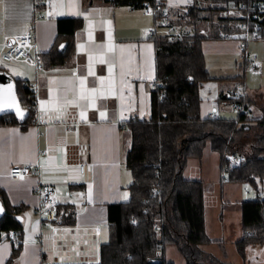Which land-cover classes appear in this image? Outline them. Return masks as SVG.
<instances>
[{"label": "crops", "instance_id": "1", "mask_svg": "<svg viewBox=\"0 0 264 264\" xmlns=\"http://www.w3.org/2000/svg\"><path fill=\"white\" fill-rule=\"evenodd\" d=\"M163 1L174 17L194 3ZM42 11L46 17L35 19L33 0H0V67L9 65L11 79H21L36 91L37 108L26 130L0 126V187L13 205L26 207L22 252L12 264H99L101 245L110 240L108 205L130 199L133 179L126 160L132 133L128 124L151 118L156 46L147 29L156 27V15L146 8L115 5L109 0H47ZM61 18L82 21L69 63L36 68L25 61L2 59L7 40L30 30L35 31L36 51L43 57L55 43ZM156 31L155 35L164 36L168 32L166 28ZM227 40L204 41L205 58L212 53L242 54L240 39ZM219 81L201 87L203 118L212 112L222 117ZM246 87L238 84L223 93L241 91L248 96ZM216 158L218 164L210 178H205L203 159L188 160L182 172L187 180L205 183V225L213 243L201 250L231 264H264V246H249L246 260L236 246L243 236L241 203L259 197L264 200V181L260 196L249 185H223L226 179L221 178L218 154ZM16 165H40L41 174L16 180L10 174ZM80 165H86V173L80 172ZM45 184L54 185L58 206L72 207V223L47 222L40 217L37 189ZM208 193L212 196L210 215ZM13 250L9 240L0 242V264L8 263ZM164 253L167 261L179 263L181 256L175 249L167 253L166 248Z\"/></svg>", "mask_w": 264, "mask_h": 264}, {"label": "trees", "instance_id": "2", "mask_svg": "<svg viewBox=\"0 0 264 264\" xmlns=\"http://www.w3.org/2000/svg\"><path fill=\"white\" fill-rule=\"evenodd\" d=\"M109 1L140 8L150 4L157 21L166 8L163 0ZM231 9L238 10L239 14L225 15ZM255 14L257 19L253 18ZM168 25L177 27L181 35L174 39L168 35L154 36L157 85L152 90L151 118L131 120L128 124L132 133L126 160L133 179L130 199L108 205L110 240L101 245L99 264H174L165 258L169 245H175L188 264H231L201 250L213 243L205 225V183L182 176L188 160H202L208 146L219 155L226 182L249 185L257 196L261 194L264 116L248 117L252 101L246 95L236 97L233 92L220 94L219 103L229 101L238 106L235 119L203 118L200 90L211 80L245 83V78L239 75L213 78L202 43L239 37L245 31L243 25L249 33L257 31L264 41V0H194L179 15L169 14ZM81 27L80 19H58L55 43L42 57L45 67L62 66L71 61L75 33ZM6 73L0 68V75ZM12 83L25 114L0 113V126L26 130L35 118L36 96L23 80L12 79ZM255 129L258 131L253 135ZM234 159L238 164L233 163ZM0 199L4 207L0 217V242L8 240L6 234L10 230H16L21 241L7 263L12 264L22 252L24 225L18 217L23 216L26 207L13 205L1 187ZM71 208L57 206L54 220L72 223ZM68 211L70 215H65ZM62 214L65 216L60 218ZM241 214L243 236L236 246L246 260L249 246H264V200L259 197L242 202Z\"/></svg>", "mask_w": 264, "mask_h": 264}, {"label": "rangeland", "instance_id": "3", "mask_svg": "<svg viewBox=\"0 0 264 264\" xmlns=\"http://www.w3.org/2000/svg\"><path fill=\"white\" fill-rule=\"evenodd\" d=\"M179 30V29H178ZM180 31V30H179ZM232 40H227L228 42L234 43L237 42L239 39L238 37H232ZM219 40V41H223ZM230 49H232V46H230ZM232 51V50H231ZM238 54V53H237ZM237 54H234L233 52H230V54H217L212 53L209 54L208 57H206V64L207 68L209 70V73L212 77L216 78H227V77H234V76H243L245 78V85L246 87V93L251 98L252 105L250 106V118H261L264 116V41L263 40H252L248 42L247 44V52L244 54H240L237 56ZM244 59H247L244 61ZM1 69L5 70L7 72L6 79L8 83H11V78L9 77V74L11 75L10 66H2ZM9 73V74H8ZM235 88L236 84L233 83V81L230 80H222L218 82L219 91L218 92H228V90H231L232 88ZM237 108L234 107L233 104H231L229 101H222L220 103V113L221 116L228 119H235L238 115ZM23 110L18 102L15 103L13 111L23 114ZM235 117V118H233ZM258 130L253 131V135ZM254 138V136H252ZM253 142L252 140H250ZM206 151V157L203 159L204 161V175L205 178H210V176L214 175V171L217 167V154L212 151L209 148L205 149ZM205 153V152H204ZM213 155V156H212ZM215 155V156H214ZM204 157V156H203ZM194 161H200L199 159H194ZM220 174V173H219ZM203 175L198 178H203ZM226 173L221 175V178H226ZM199 180V179H195ZM220 180V179H219ZM215 182V181H212ZM220 182V181H219ZM209 182H207L208 184ZM228 182H224L223 185H227ZM207 188V187H206ZM209 194V193H208ZM212 196L211 194L208 195L207 203H208V214H211L212 211ZM215 200L213 201V205ZM170 249H175L178 254L181 256V259H178V264L184 263L188 264V259L185 258L180 251L177 249L175 245L168 246L167 247V253L170 252ZM230 253V251H229Z\"/></svg>", "mask_w": 264, "mask_h": 264}, {"label": "built area", "instance_id": "4", "mask_svg": "<svg viewBox=\"0 0 264 264\" xmlns=\"http://www.w3.org/2000/svg\"><path fill=\"white\" fill-rule=\"evenodd\" d=\"M47 5V0H33V9L35 14V19H44L46 17L45 13L42 9ZM260 8L263 9V5L261 3L258 4ZM148 11L152 12L156 15V12L152 5L147 4L145 7ZM239 11L235 9H231L225 13V15L235 16L238 15ZM254 19H257L258 16L255 14L253 16ZM169 13L167 10H164L161 13L160 19L157 21V25L154 28L147 29V33L150 37L155 36L157 34V29L166 28L167 35L170 39H174L176 36H180L181 33L174 26L168 25ZM243 33H241L240 39V51L242 53L246 52L248 42L252 40L260 39V34L257 31L253 33H249L247 31L246 26H241ZM35 50V53L32 54L31 51ZM2 59L5 62H13V61H25L31 63L36 68H41L43 66V60L41 54L36 51V34L34 30L28 31L26 34L17 35L11 37L7 40V51L3 54ZM157 84H155L156 86ZM242 86H239L238 89H241ZM34 95L36 96V91L32 90ZM244 94L240 91L236 94V97H242ZM235 108H239L238 106H234ZM35 115H37V108L34 107ZM211 118L218 119L219 115L217 112H212L210 114ZM134 119V117H132ZM234 164H238L236 159L233 160ZM80 172L82 174L86 173V165H80ZM11 176L16 180H23L28 176H39L41 174L40 165L36 166H13L10 171ZM37 194L40 198V207L38 209V214L41 218H44L45 221H53L55 219L56 209L58 206L57 198L55 196V187L52 184H45L43 186H39L37 189ZM8 240L11 242L13 249H17L21 244L18 232L16 230H10L6 234ZM158 263V261H155Z\"/></svg>", "mask_w": 264, "mask_h": 264}, {"label": "water", "instance_id": "5", "mask_svg": "<svg viewBox=\"0 0 264 264\" xmlns=\"http://www.w3.org/2000/svg\"><path fill=\"white\" fill-rule=\"evenodd\" d=\"M65 45L61 46V49L64 50ZM6 74L0 75V113H5L13 111L14 105L17 100L16 90L12 83H8L6 79ZM4 212L3 203L0 199V217ZM19 221H23V217H18Z\"/></svg>", "mask_w": 264, "mask_h": 264}, {"label": "snow or ice", "instance_id": "6", "mask_svg": "<svg viewBox=\"0 0 264 264\" xmlns=\"http://www.w3.org/2000/svg\"><path fill=\"white\" fill-rule=\"evenodd\" d=\"M21 115H22V113H21Z\"/></svg>", "mask_w": 264, "mask_h": 264}]
</instances>
